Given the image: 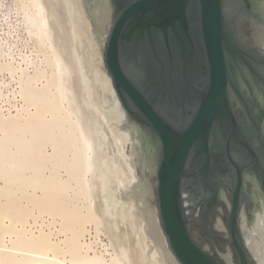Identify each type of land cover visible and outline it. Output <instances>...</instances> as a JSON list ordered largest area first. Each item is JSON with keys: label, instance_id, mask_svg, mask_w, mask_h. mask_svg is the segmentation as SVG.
I'll return each instance as SVG.
<instances>
[{"label": "bare ground", "instance_id": "obj_1", "mask_svg": "<svg viewBox=\"0 0 264 264\" xmlns=\"http://www.w3.org/2000/svg\"><path fill=\"white\" fill-rule=\"evenodd\" d=\"M254 1L264 16V0ZM15 2L42 60L25 54L17 59L0 38V71L17 85L10 95L0 88V264H135L146 232L162 263L181 264L138 175L141 158L156 172L159 145L130 120L106 67L113 0L93 1L98 37L84 0ZM259 24L257 40L264 48V22ZM86 43L103 61L98 98L80 51ZM247 177L255 183V208L248 214L243 203L240 228L256 263L264 264V192ZM186 193L192 217L195 206ZM103 226L110 244L102 238ZM218 227L226 230L222 218ZM223 256L237 264L231 249Z\"/></svg>", "mask_w": 264, "mask_h": 264}, {"label": "water", "instance_id": "obj_2", "mask_svg": "<svg viewBox=\"0 0 264 264\" xmlns=\"http://www.w3.org/2000/svg\"><path fill=\"white\" fill-rule=\"evenodd\" d=\"M113 5L105 63L130 120L159 145L154 201L173 254L181 264H225L193 240L184 193L199 204L200 226L210 227L216 238L210 215L224 204L222 189L235 179L236 188L229 189L231 236L225 240L240 264H252L240 210L245 201L252 203L247 172L264 188V110L253 107L255 89L246 69L255 79L263 53L258 46L246 49L225 0H113Z\"/></svg>", "mask_w": 264, "mask_h": 264}, {"label": "rangeland", "instance_id": "obj_3", "mask_svg": "<svg viewBox=\"0 0 264 264\" xmlns=\"http://www.w3.org/2000/svg\"><path fill=\"white\" fill-rule=\"evenodd\" d=\"M84 1H86L87 6H88L87 16H88V20L91 21L90 23L92 25L94 37H98L99 29H98L97 22L94 19V10H93V8H94L93 1L94 0H84ZM225 1H226L227 13L232 19V24L235 25V31H236L239 39L243 42V44L245 45V47L247 49L255 50L256 47H255L254 35H255L256 40H257V34H258L257 31L258 30L256 32H254V28L256 27V25H259V23L264 22L263 20L262 21L259 20L260 17H262L264 19L263 13L259 10V7L256 5V2L254 0H225ZM24 20H25L24 14L21 10H19V9L17 10L15 0H0V38L1 39L4 38L8 42V44L6 43L7 47H5L4 50L8 51L9 50L8 45H9L11 50L14 52L17 59L19 58L18 57L19 54H23V55L25 54V55L31 56L32 58H35L36 61H38V63H39L40 60H42V56L40 58L37 57L38 55H41V54L38 51V48L36 46L35 41L32 39V37L28 33L27 26H26ZM83 26H84V24H82V26H81L82 30H83ZM84 30L85 31L87 30L86 27L84 28ZM5 32L6 33L9 32L11 35L5 34ZM86 33H88V32L82 33V40L83 41L85 40V37L87 40L88 36H86ZM257 42H258V40H257ZM86 45H87V43L85 44V46L83 44L80 51H81V55L82 54L84 55V56L82 55V57L84 59L86 58L85 59L87 62L86 63L87 67H85L86 73H87L89 79L92 81V83L94 82L96 85L95 86L93 84V89L94 88L96 89V91L94 89L93 92H94V94H96V97H97L99 95V93L103 92L102 83L99 81H96V79L100 78L99 69H100V65L103 63V61L101 58H99L100 56L97 55L96 51H94V49H92V47H90V44H88L87 47H86ZM91 53H93V54H91ZM94 53H96V54L94 55ZM96 55H97V57H96ZM93 56H95V58ZM0 60H2V58H0ZM88 62H90V63L88 64ZM87 68H89V69H87ZM1 81H2V83H1ZM4 84H5V86L3 87ZM16 86H17L16 81H12L10 76L6 72L0 71V88L2 89V91L5 94L10 95V91L14 89L13 87L16 88ZM99 88H100V90H99ZM97 92H98V94H97ZM99 96H101V95H99ZM136 139H137V137H136ZM137 161L139 162V164H138V175L142 181L146 182L149 189L151 190V202L154 206H156L155 201H154L157 198V194L155 192L156 177L154 176V172L150 166L145 165L143 158H141L140 160H137ZM126 192L127 191H124L125 195H126ZM154 192H155V194H154ZM250 192H251V190H248V193H250ZM127 195H128V193H127ZM134 210H139V209L136 207V209H134ZM225 210L226 211L224 213V215H225L224 220H225L226 226L228 227V231L220 232V233L215 231L217 233V235L220 237H223V239L225 237L230 238L229 218L231 215V211L227 210L226 207H225ZM137 215L140 218V215L139 214H137ZM221 215H223V214H221ZM219 216H220L219 211L211 213L210 221L214 226L216 225V221H217ZM192 219H193L192 220L193 223L191 225V235H192L193 240L197 244H199L201 247L206 248L214 257H217V258L221 259L225 264H228L227 261L225 260L224 256H223V254L228 253L230 249L234 250V248H232L227 241L221 240L220 238L217 239L214 236H212L211 234H209L208 228H207L208 229L207 230L206 228H203L200 226V224H201L200 209H197L194 212V214L192 215ZM143 227H144V224H143ZM105 229H107V228H105L103 226V231H102L101 235H102L103 240L106 243L110 244V242H112V240L110 239L111 238L110 234H108L107 230H105ZM150 235L151 234L149 232H148V234H147V232H146V234H144L145 237L142 235L141 240L142 241L145 240L146 242L144 241L142 243V241H141L139 243V245L142 243L144 246L141 244V247H139V245L137 244L138 249L141 251L140 252L141 256L139 257L140 261H137V259H135L136 260L135 264H161L162 263V261H163L161 259L162 256L160 257L161 254L158 252L157 247H155L156 246L155 239H154V237H152L153 235L152 236H150ZM147 243H148V245H147ZM145 249H147V250H145ZM153 251H154V253H152ZM154 258L156 259V261ZM237 263L240 264V262H238V261H237ZM252 264H255L253 259H252Z\"/></svg>", "mask_w": 264, "mask_h": 264}, {"label": "flooded vegetation", "instance_id": "obj_4", "mask_svg": "<svg viewBox=\"0 0 264 264\" xmlns=\"http://www.w3.org/2000/svg\"><path fill=\"white\" fill-rule=\"evenodd\" d=\"M112 4H113V2H112ZM114 6V5H113ZM115 14H116V8L114 7V16H115ZM262 24V23H261ZM260 26V24L259 25H256V27L254 28V32H256L257 30H258V27ZM254 38H255V47H259L260 48V50H261V52L263 53V55H264V48L263 47H261V46H259V44H258V42H257V40H256V37H255V35H254ZM258 44V45H257ZM247 49V48H246ZM248 51H257V48L255 49V50H250V49H247ZM246 77H247V80H248V82H249V84L250 85H252V87H254V89H255V91H254V93H255V98H256V103H254V105H253V107H254V109L256 110V111H259V112H262L263 110H264V65H258V73H259V75L257 76V77H255V79H254V77L251 75V72L249 71V69L247 70L246 69ZM259 87L263 90L262 92H260L259 91ZM245 94L247 95V96H249V93H248V91H245ZM250 100L252 101V102H255V100L254 99H252V98H250ZM258 100V101H257ZM239 115L240 116H242L243 117V115H244V112L242 111V110H239ZM133 122V121H132ZM135 125H137L135 122H133ZM137 127L139 128V130H140V132H144L149 138H150V136H149V134L147 133V130L143 127V126H141V125H137ZM263 133H264V130H263ZM151 139V138H150ZM153 142V141H152ZM155 146V145H154ZM157 148H155L154 147V150H156ZM247 175H249V176H252V177H254V178H256V180H258V182L260 183V185H262L261 184V182H260V180H259V178L255 175V174H253V173H250V172H247L246 174H245V184H246V187H247V191L248 190H251V192H250V198H251V200H252V203L250 204V205H247V203H246V201L244 202V207H243V209H246V211L248 212V214H251L252 213V210L255 208V203H254V200H253V195H255V183L253 182V180H250L249 179V177H247ZM247 177V178H246ZM189 184L190 185H192V182L191 181H189ZM228 184H230V186L231 187H233V189H235L236 188V186H237V181L235 180V179H229L228 180ZM195 187H196V185H195ZM231 187H228V189L226 188H224V189H222V193L224 192V194H223V196H222V199H223V202H224V204L223 205H220L219 207H217L213 212H216V211H219L220 212V216L218 217V219H217V221H216V225L214 226L213 224V227H214V229L217 231V232H225V231H228V227L226 226V223H225V220H224V213H225V207L227 208V210H231V205L233 204L232 203V200H231V194H230V192H229V189H231ZM261 189H262V191L264 192V188L261 186ZM187 194V193H186ZM225 195H226V197H225ZM188 197H189V199L191 200V201H193L194 202V212L196 211V208H197V202L188 194L187 195ZM225 206V207H224ZM242 209V210H243ZM194 212H193V214H194ZM221 214H223V215H221ZM220 218H222V220H223V223L225 224V226H226V230H223V229H220L219 227H218V223H219V220H220ZM241 227H242V212H241ZM203 228H208L207 230H208V233L209 234H211L212 235V232H213V230L210 228V227H203ZM230 233V232H229ZM213 236V235H212ZM231 236V235H230ZM217 239L218 238H220L221 240H224V241H226L225 240V238L223 239V237H220V236H218L217 235V237H216ZM233 250V249H232ZM234 251V250H233ZM248 251L250 252V254H251V257H252V259L254 260V262H255V264H257L256 263V260H255V258H254V256L252 255V253H251V251L248 249ZM226 254V253H225ZM234 255H235V260H236V263H237V256H236V254H235V251H234ZM240 262V261H239ZM237 264H239V263H237Z\"/></svg>", "mask_w": 264, "mask_h": 264}]
</instances>
